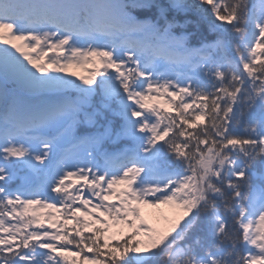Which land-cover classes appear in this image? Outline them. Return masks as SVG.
<instances>
[{
  "label": "snow or ice",
  "instance_id": "6c2138e0",
  "mask_svg": "<svg viewBox=\"0 0 264 264\" xmlns=\"http://www.w3.org/2000/svg\"><path fill=\"white\" fill-rule=\"evenodd\" d=\"M0 264H264V0H0Z\"/></svg>",
  "mask_w": 264,
  "mask_h": 264
},
{
  "label": "rangeland",
  "instance_id": "374dc122",
  "mask_svg": "<svg viewBox=\"0 0 264 264\" xmlns=\"http://www.w3.org/2000/svg\"><path fill=\"white\" fill-rule=\"evenodd\" d=\"M83 74H87V73H83ZM160 211H166V209H161Z\"/></svg>",
  "mask_w": 264,
  "mask_h": 264
}]
</instances>
